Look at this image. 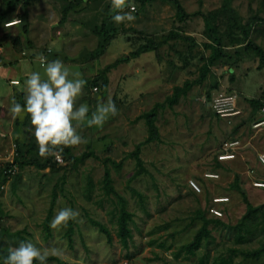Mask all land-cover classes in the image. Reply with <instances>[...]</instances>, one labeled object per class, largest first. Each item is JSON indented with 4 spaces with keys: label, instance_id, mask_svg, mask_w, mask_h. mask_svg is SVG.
Segmentation results:
<instances>
[{
    "label": "rangeland",
    "instance_id": "rangeland-1",
    "mask_svg": "<svg viewBox=\"0 0 264 264\" xmlns=\"http://www.w3.org/2000/svg\"><path fill=\"white\" fill-rule=\"evenodd\" d=\"M178 1L190 15L185 20L179 19L176 9L169 3L157 0L143 7L139 0H129L125 11L131 12L135 20L116 23L112 20L116 11L112 0H83L65 18V8L76 0H32L28 8L27 35L31 44L21 52L12 47L8 36L18 34L20 27L0 28V63L3 66L0 79L3 82L13 76L23 83L13 93L18 94L22 89L26 93L24 81L30 72L43 74L40 55L52 49L54 60L56 57L62 60L70 73L86 81L78 104L86 103L94 111L99 102L111 98L118 108V114L109 117L103 126H82L79 132L84 137L83 142L71 147L75 156L94 151L98 159L88 158L77 169H71L57 152L63 163L58 164L53 173L35 166L19 170V179H13L16 184L13 186L11 182L7 187L0 206L4 211L0 218L1 237L6 236V232H22L26 242L39 247L48 257L60 259L62 264H201L206 255V264H218L217 259L229 257L231 249L252 251L261 246V236L246 245L236 244L235 226L246 214L247 207L232 185L238 175L249 201L255 207L264 206V190L253 185L256 179L264 177V168L258 163V155L264 153V134L253 133L248 126L233 134V129L252 112L248 99H264V68L256 54L245 50L251 43L264 50V1L229 0L230 7H225L226 0ZM132 6L136 7L135 12L130 10ZM222 9L227 13H222ZM112 11L108 30L114 27L116 36L105 53L100 54L102 40L94 30L103 25ZM198 12L217 14L216 24L224 50L233 58L218 61L203 84H195L173 108L159 110V139L142 146L141 158L146 172L130 183L136 172V161L130 155L149 138L145 120L139 117L156 104L166 102L175 87L197 81L211 54L205 45L212 42L203 17L196 15ZM22 14L21 7L16 15ZM236 20L240 24L232 25ZM251 24L252 30L246 38L241 28ZM174 35L179 37L159 50L132 57L139 45L149 39L160 42ZM235 37L245 39L243 44L233 45ZM120 59L127 61L110 72L109 87L103 97L102 83L94 87L89 82ZM217 84L219 88L215 89ZM210 93L211 100H208ZM219 93L237 96L238 107L243 111L240 118L224 120L215 116L212 103ZM8 95L0 94V160L12 155L19 133H24L26 141L33 133L32 125L22 128L16 124L17 119L10 112L13 100ZM236 137L244 144L236 161L225 162L222 168H217L224 143ZM108 159L122 164L119 170L110 162L108 166L115 189L128 200L129 211L134 214L133 239L127 246L120 240L112 217L114 198H107L102 190L104 162ZM208 173H217L220 179L210 181L205 176ZM64 175L66 184L62 187ZM89 177L94 183L93 201H88L85 194ZM192 182L200 191L193 188ZM56 188L55 215L63 207H72L80 214L74 227L72 247L64 237L68 225L52 228V238L45 239L43 222ZM131 189H137L146 197V211L132 197ZM216 197L230 199L229 205L221 207L225 225L210 228L212 240L194 257L187 259L184 255L177 260L175 255L193 241L202 226V221L196 219L197 211L207 210ZM207 217L213 218L209 214ZM90 218L109 229L111 241L90 224ZM10 239L14 247L21 243L16 236ZM234 264H264V256L259 261L237 258Z\"/></svg>",
    "mask_w": 264,
    "mask_h": 264
},
{
    "label": "trees",
    "instance_id": "trees-1",
    "mask_svg": "<svg viewBox=\"0 0 264 264\" xmlns=\"http://www.w3.org/2000/svg\"><path fill=\"white\" fill-rule=\"evenodd\" d=\"M103 1V0H100ZM143 7L146 5L153 3L157 0H139ZM166 3L171 4L177 11V16L179 19L185 20L190 15L186 14L184 8L182 7L181 3L178 0H160ZM264 1V0H263ZM32 0H1V7H0V28H4L6 23H12L15 20H21L20 27L21 31L16 35H8L9 39L11 41L12 47L17 50L18 52H21L26 47H29L31 44L30 40L28 39L27 35L29 32L28 28V8L31 4ZM83 0H76L75 3H69L67 7L65 8L64 12V18L67 14H69L75 7H78L82 4ZM129 2V0H128ZM230 1H225V7H230ZM23 9L22 15H16V12L19 8ZM226 9V8H225ZM227 13L226 10L222 9V13ZM114 13L113 11L109 13L107 19L103 22V25L101 27L96 26L94 32L98 34V36L101 38L102 43L100 45V54L105 53V50L107 46L111 44L112 39L115 38V28H111L108 30V26H111V15ZM197 16L203 17L205 21V27H206V33L208 34L209 40H211V44H207L206 49L211 52L209 58L206 59V63L202 66L200 70V77L197 81H187L182 87H175L174 93L171 97H168L166 102L164 103H158L156 106L151 109L149 112L144 113L139 117V120H145V123L148 127L149 132V138L145 141V143L137 146L136 150L130 155V157L134 158L136 161V172L133 175V177L129 180V182H133L134 180L138 179L139 176H141L143 173L146 172L144 162L141 158L142 153V146L144 144L153 143L154 141L159 139V128L157 126V117L159 110L165 109L167 107L173 108L175 105L178 104L179 99L183 96H186L189 91L193 88L195 84L201 85L203 82L207 79L209 74L211 73V67L214 66L218 61L223 60L224 58L232 59L233 56L227 54L224 50V44L220 37L219 33V27H217L216 24V18L218 17L216 13H211L209 15H205L202 12L196 13ZM255 21V20H254ZM239 25L240 21H235L232 25ZM113 25V24H112ZM237 25V26H238ZM253 24L241 28V31L243 35L247 38L250 35V32L252 30L251 26ZM256 26V25H254ZM176 37H179L178 35H174L173 37L167 36L164 38L163 41L155 42L153 39H149L146 41V43H142L139 45L137 50L132 54L133 58H138L142 56L143 54H148L155 52L160 49L164 44H167L171 39H176ZM130 37L129 39H131ZM245 39L242 38H236L232 41L233 45H242V41ZM49 50V49H48ZM52 50V49H50ZM246 52L254 53L256 54L260 59V65L262 68H264V50L257 47L253 43L248 45L246 47ZM47 50L43 51L45 53ZM49 60H51L54 56V53L52 51L51 54L48 55ZM1 58V56H0ZM127 61V59H120L115 61L114 63L108 65L104 69H102L98 76H96L93 80H91L89 83H91L94 87H98L100 83H102L101 88L102 89V95L103 97L106 96L107 88L109 87V74L110 72L120 66L123 62ZM219 85L217 84L215 86V89H218ZM25 92H20L18 94H15V100L22 105L25 102ZM208 100H211V93L208 95ZM250 106L252 108V112L250 116L246 119L241 121L234 129L233 134L236 135L239 133L243 127L248 126V128L251 130L252 122L255 120L257 113L259 109L264 104V99L257 100V99H248ZM215 113V112H214ZM215 116L220 119L215 113ZM17 123L22 128H26L27 126L31 125V119L30 116L25 113L23 119L16 118ZM222 119V118H221ZM238 119V118H236ZM252 131V130H251ZM253 132V131H252ZM239 139L240 137L232 138L230 140ZM228 140V141H230ZM227 142V141H226ZM15 145L17 147L16 152L18 153V156L16 158V163L18 164L19 170L24 169L28 166H35L39 170H50V172H55L57 170L58 163L55 159V156H41L39 152V146L36 142L34 134H29V139L26 141L24 138V133L21 132L17 136L15 140ZM59 152L65 161L67 162L66 166H70L71 169H77L80 165L84 164L85 161L88 158L95 157L94 151H89L84 153L81 156H75L72 153L71 147H65ZM98 159V157H95ZM236 161V160H234ZM111 163L117 170L121 169L122 164H116L112 160H106L104 163L106 164L105 173H104V180L102 185V190L104 192V195L107 198H114L113 201H115L114 209L112 211V217L116 221V225L118 228V236L120 237V240L122 243L127 246L128 242L133 239V233H132V224H134V214L129 211V202L128 200L121 196L117 190L114 187V179L111 174V170L108 166V163ZM233 162V161H228ZM225 162H220L217 159V168H222V164ZM19 175L17 174L14 177L15 179H19ZM220 179V178H219ZM264 177L258 179L263 180ZM62 187L66 184V176L64 175L62 177ZM210 181H214L209 179ZM13 183L16 184L15 182ZM218 181V180H217ZM58 188V187H57ZM57 188L54 191V194L52 195L51 205L48 209L47 216L43 222V231L45 233V239L49 240L52 238V228L50 227L51 221L53 217L55 216V209L57 206L58 196H57ZM93 189H94V183L91 177L88 178V189L86 191V198L88 201H93ZM232 189L236 190L243 198L244 203L246 204L247 211L246 214L243 216V218L237 223L235 226V232H236V244L237 245H246L249 244L256 236H261L263 238V241L261 242V246L258 249L249 251V250H240V249H231L229 250V257L222 256L221 258L217 259L218 264H234V260L237 258H241L243 261H259L264 256V206L255 207L250 201L247 196V193L242 189L240 186V178L237 175L235 177V181L232 185ZM264 190V189H262ZM132 197L137 199L139 202L140 207L143 209V211H146V197L143 195V193L139 192L137 189H131ZM228 198V197H227ZM229 199V198H228ZM230 203V199L227 203L220 204L219 209L223 213L222 206H227ZM213 202L211 200V203L207 210H198L196 213V219L202 221V226L198 233L195 235L193 241L181 247L178 254L175 255L176 259H181L184 255L187 259L194 257L198 251H200L205 243H209L212 240V229L211 227H220L224 226L225 223L222 221V217H217L210 213V207L212 206ZM1 206V205H0ZM211 215L213 218H208L207 216ZM4 215V211L2 210V207H0V218ZM90 224L98 229L99 232L105 234L109 241H111V233L109 229L103 225L102 223L90 218L89 219ZM75 222H69L67 231L65 232V239L69 241L70 246L73 245V235L75 233ZM1 230V227H0ZM9 232H6V236L1 237L0 236V264H2V261L4 257L7 256L8 251L11 247H14L12 245V238L13 236H16L18 240L21 242H26V238L23 237L22 232H16L14 234L9 233V237H7ZM16 247V246H15ZM51 262H57L59 264H62V261L56 257H48L47 264ZM208 262V255L204 256L201 259V264H206Z\"/></svg>",
    "mask_w": 264,
    "mask_h": 264
},
{
    "label": "clouds",
    "instance_id": "clouds-1",
    "mask_svg": "<svg viewBox=\"0 0 264 264\" xmlns=\"http://www.w3.org/2000/svg\"><path fill=\"white\" fill-rule=\"evenodd\" d=\"M112 7L116 10L112 16L114 22L135 20L131 12L125 11L129 7L128 0H112ZM12 28L5 27L7 30ZM40 60L44 68L43 74L39 71L28 74L24 81L25 102L22 105L13 99L10 112L14 119H23L27 113L40 155L55 156L57 151L78 146L83 142L84 137L79 132L82 126L101 127L109 117L118 114V108L111 98L99 102L94 111L86 103L78 104L86 81L70 73L60 59L45 62L41 56ZM79 215L72 207L60 208L50 227H66L69 222H75ZM47 261L46 252L31 242H21L9 249L2 264H47Z\"/></svg>",
    "mask_w": 264,
    "mask_h": 264
},
{
    "label": "built area",
    "instance_id": "built-area-1",
    "mask_svg": "<svg viewBox=\"0 0 264 264\" xmlns=\"http://www.w3.org/2000/svg\"><path fill=\"white\" fill-rule=\"evenodd\" d=\"M132 12L136 11V7L132 6L130 8ZM21 20H16L13 23H6V28H12L14 26L21 25ZM14 25V26H12ZM52 53V50H47L45 53L41 54V56L44 57L45 62H49V54ZM39 62L41 64V60L39 58ZM42 66V64H41ZM2 69V65L0 63V70ZM10 84L12 86H18L20 85L19 81H10ZM98 90V89H95ZM213 110L216 113V115L224 120L226 119H236L240 118L242 116V110L238 107V98L236 95H229V94H223L219 93L217 94L213 99ZM251 130L253 133H263L264 134V104L259 109L257 116L255 120L252 122ZM244 146L243 142L239 139L230 140L224 143L223 149L221 153L218 155V160L220 162H228V161H234L236 160L238 156V151L242 149ZM14 147V152L9 157H6L4 160H0V205L3 202L4 194L6 193L7 187L11 184L14 177L19 172L18 164L16 163V158L18 156V153L16 152L17 147L16 145ZM55 158L58 163H63V158L59 154L55 155ZM258 163L259 165L264 168V153H260L258 155ZM206 178L211 180H219L220 176L217 173H208L205 175ZM193 188L200 191L197 184L194 182L191 183ZM254 187L259 189H264V179L258 180L256 179L253 183ZM229 199L227 197H216L213 199V204L210 207V213L217 216L222 217L223 213L219 209L220 204L227 203Z\"/></svg>",
    "mask_w": 264,
    "mask_h": 264
},
{
    "label": "crops",
    "instance_id": "crops-1",
    "mask_svg": "<svg viewBox=\"0 0 264 264\" xmlns=\"http://www.w3.org/2000/svg\"><path fill=\"white\" fill-rule=\"evenodd\" d=\"M23 56H25V53H23ZM55 56V55H54ZM54 56H53V58L51 59V61H53L55 58H54ZM39 57V56H38ZM56 59H57V57H56ZM50 61V60H49ZM11 67V66H10ZM9 67V68H10ZM12 68V67H11ZM2 70V69H1ZM7 75V74H6ZM7 77V76H6ZM2 79H0V94H2V95H8V98H11L12 100H13V96L15 97V93L17 92V91H15V89H17V88H19L20 87V85H18V86H12L9 82L10 81H13V80H15V81H20V79H18V78H13V76H8L5 80H3V82L1 81ZM21 82V81H20ZM4 83L6 84V86H4ZM22 83V82H21ZM1 85H3V86H1ZM22 85H23V83H22ZM12 91H14L15 93H13ZM22 91H23V89H22ZM22 91H20V92H22ZM24 92V91H23ZM12 94V95H11Z\"/></svg>",
    "mask_w": 264,
    "mask_h": 264
},
{
    "label": "bare ground",
    "instance_id": "bare-ground-1",
    "mask_svg": "<svg viewBox=\"0 0 264 264\" xmlns=\"http://www.w3.org/2000/svg\"><path fill=\"white\" fill-rule=\"evenodd\" d=\"M12 26H14V25H12Z\"/></svg>",
    "mask_w": 264,
    "mask_h": 264
}]
</instances>
